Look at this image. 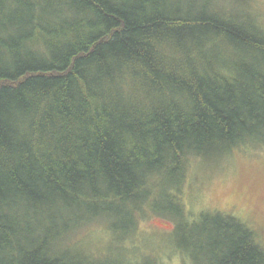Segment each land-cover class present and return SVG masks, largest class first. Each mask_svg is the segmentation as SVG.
I'll use <instances>...</instances> for the list:
<instances>
[{
	"label": "trees",
	"instance_id": "trees-1",
	"mask_svg": "<svg viewBox=\"0 0 264 264\" xmlns=\"http://www.w3.org/2000/svg\"><path fill=\"white\" fill-rule=\"evenodd\" d=\"M250 3L0 0V264H141L145 216L180 264H264V215L181 200L193 160L264 148Z\"/></svg>",
	"mask_w": 264,
	"mask_h": 264
},
{
	"label": "rangeland",
	"instance_id": "rangeland-1",
	"mask_svg": "<svg viewBox=\"0 0 264 264\" xmlns=\"http://www.w3.org/2000/svg\"><path fill=\"white\" fill-rule=\"evenodd\" d=\"M251 14L264 29V0H251ZM264 148L246 152L234 151L208 164L193 160L182 187L181 200L191 217L202 211L234 210L235 214L260 221L264 202ZM213 209V210H212ZM254 219V220H253ZM173 223L158 216H145L136 237L125 244L133 257L142 263L180 264V254L170 241ZM85 247L103 254L107 247L105 234L98 229L85 237ZM106 244V245H105ZM153 255V256H151ZM156 256V257H154Z\"/></svg>",
	"mask_w": 264,
	"mask_h": 264
}]
</instances>
